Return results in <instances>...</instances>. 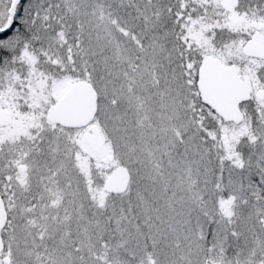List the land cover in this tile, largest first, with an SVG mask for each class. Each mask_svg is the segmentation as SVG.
<instances>
[{
  "label": "snow or ice",
  "instance_id": "6c2138e0",
  "mask_svg": "<svg viewBox=\"0 0 264 264\" xmlns=\"http://www.w3.org/2000/svg\"><path fill=\"white\" fill-rule=\"evenodd\" d=\"M0 264H264V0H0Z\"/></svg>",
  "mask_w": 264,
  "mask_h": 264
}]
</instances>
